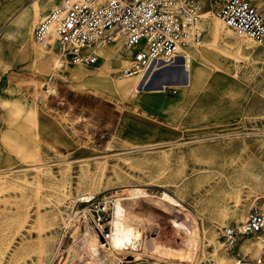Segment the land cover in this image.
Listing matches in <instances>:
<instances>
[{"label": "rangeland", "instance_id": "rangeland-1", "mask_svg": "<svg viewBox=\"0 0 264 264\" xmlns=\"http://www.w3.org/2000/svg\"><path fill=\"white\" fill-rule=\"evenodd\" d=\"M33 1L0 0L2 64L10 63L0 66V264H59L78 217L110 232L117 192L135 196L128 225L169 251H123L141 257L124 264H264V246L241 245L264 228L239 233L234 245L223 234L252 206L264 212V38L217 18L212 10L224 0H202L218 28L210 34L203 21L202 39L175 64L127 76L131 57L120 40L84 75H71L80 64L55 69L56 58L45 65L34 53L40 44L56 54L34 28L59 0H38L42 9ZM249 1L264 17V0ZM164 192L187 211L156 198Z\"/></svg>", "mask_w": 264, "mask_h": 264}, {"label": "built area", "instance_id": "built-area-1", "mask_svg": "<svg viewBox=\"0 0 264 264\" xmlns=\"http://www.w3.org/2000/svg\"><path fill=\"white\" fill-rule=\"evenodd\" d=\"M212 12L233 29L264 38V17L249 0H224ZM204 14L202 0H59L40 19L34 37L73 64L96 63L102 47L121 40L136 47L126 75H140L174 62L183 48L198 44L205 31ZM263 228L264 212L255 205L241 228L226 227L223 234L234 245L239 233Z\"/></svg>", "mask_w": 264, "mask_h": 264}, {"label": "bare ground", "instance_id": "bare-ground-1", "mask_svg": "<svg viewBox=\"0 0 264 264\" xmlns=\"http://www.w3.org/2000/svg\"><path fill=\"white\" fill-rule=\"evenodd\" d=\"M36 3H39V1L34 0L32 5L33 6L36 5ZM38 6L42 9V6L40 3L38 4ZM208 13H209V11L204 14L203 21H205V23L208 24L209 33L214 34L216 29L218 28V24L215 23L216 21H213L212 23L210 21H207ZM221 21L224 22L223 20H221ZM222 25L223 24H221V26ZM1 35H5L4 29L1 30L0 36ZM109 45L110 44L102 47L99 50L100 56H101L102 51L108 50L106 48H108ZM196 45L197 44H189L187 47L196 46ZM36 46H38V47L35 48L34 53H35L36 57H40L42 59L41 63H43L45 65L47 64V65L52 66L54 58H56V61L53 63V65H54L53 67L55 69L60 64L61 65H67L65 62L62 61L61 57L59 56V54L56 51H55L56 54L50 56V55L46 54V52H45L46 48L44 46H42L40 44L39 45L37 44ZM187 47H185V48H187ZM135 48H136L135 46H125L124 52L127 55V56H125L126 60H128V58L131 57L132 53L135 51ZM27 49L29 50L28 46H27ZM116 53H117V56L114 55V57L121 58L120 56H118L119 55L118 52H116ZM106 56H107V54L104 55L103 57H106ZM5 57H6L5 48L0 46V66L1 67L3 66L4 70H6V68L9 67V65H10V63L6 64V66L4 64H2ZM167 63L175 64V62L173 63V62L169 61V62L163 63L162 65L167 64ZM162 65H160V66H162ZM84 66H85V64H80V66L78 68L70 69L69 74H71V75H73V74L82 75L83 73L86 72V69H84ZM155 68H153V69H155ZM153 69L150 68L147 71L153 70ZM65 72L67 73L68 71H65ZM183 72H184V70L182 69L181 75H184ZM145 73L140 74L136 77L140 78ZM64 75L65 74H63V76ZM137 82L138 81H136L134 84L131 83V85L128 86L129 87L128 89H130L131 91H134L135 88L137 87ZM120 88H124V89L128 90L125 85L120 87ZM1 136L6 138L7 134L3 132ZM91 196H92L91 194H88V195L84 196L81 199V201H83V202L91 201L92 200ZM143 196H144L145 200L150 201V202L152 200L153 201L156 200V199L154 200V199L149 198V195L144 194ZM146 196H148V197H146ZM134 197L135 196L131 192H117V194H115L112 197L113 198V200H112L113 205L111 206V208H113V218L111 220V228H110V232H108V235L103 230V226L101 224H100L101 226L98 225L100 232L98 231V229L96 230V229L92 228L91 224L89 223L90 221H88V218H87L89 215L88 216L84 215L85 217H83V218H85V219L83 221L81 220V218L78 217L77 221L75 223H73L74 224L72 227L73 230L71 232L72 237H73V241H74L73 243H75V244H73V245L71 244L69 246L67 245L68 247L65 250L67 252V255H62V254L58 255V257H57L58 263L59 264H124L125 261L126 262H132V260H139V259H141V257L139 256L140 254L137 255V257L133 256L135 254H130V255L128 254V255H125L124 257H122L121 255H122L123 251L125 253H127V252L133 253V252L141 250L142 248H143L142 251H144V250L150 251L151 253H156L157 255L161 254L160 253L161 251H166L169 253V251L162 248L161 245H159V244H157L151 240L149 241L148 239H146L144 231H142L141 229H138V228H137L138 229L137 230L136 228H132L128 225L125 218L131 217V213H132L131 211H133L135 208L134 207V201H133ZM156 198L161 200L162 202H165V204H167L168 207L173 206V207L177 208L179 211L178 213H180L181 211H182V213H185V211H187V208L185 206H183L175 197H173L168 192L167 193L164 192L161 196L156 197ZM190 218H192V217H190ZM240 219L243 223L246 220V218L244 217L243 214L241 215ZM82 225L84 226V228H82ZM239 226L241 228L242 224ZM101 231L103 233H101ZM100 234H102V235L100 236ZM194 235H195V238H197L196 233H194ZM102 236H103V239H102ZM217 242L218 243H216L215 248L224 247V243H222L220 241H217ZM82 243L84 244V246L87 248V251H88V256H87L88 259L87 260H80L79 259V257H81V256H79L78 253H79V249H80V246ZM197 244L198 243H196L195 245L197 246ZM168 245L170 246V244H168ZM241 245L244 248H246L247 250L255 248L256 253H258L260 251V249H262V247L264 246V236L259 235V236H257L256 240H253V239L252 240H243V241H241ZM166 247H168V246H166ZM58 248H59V246H58ZM174 249H175V247H174ZM56 253H58V252H56ZM143 253H145V252H143ZM183 255H184V253H183ZM131 257L132 258L135 257V258L131 259ZM185 257L188 258V257H190V255H184L183 258H185ZM187 258H185V259L187 260ZM224 258H226V256L222 257V259H224ZM96 261H98V263H96ZM40 262H41V260H40ZM140 262L145 264L143 259ZM137 263L139 264V262H137ZM238 263H239L238 260H236L235 264H238ZM132 264H135V263H132Z\"/></svg>", "mask_w": 264, "mask_h": 264}, {"label": "water", "instance_id": "water-1", "mask_svg": "<svg viewBox=\"0 0 264 264\" xmlns=\"http://www.w3.org/2000/svg\"><path fill=\"white\" fill-rule=\"evenodd\" d=\"M183 74H184V76H185V77H186V79H187V73L183 72Z\"/></svg>", "mask_w": 264, "mask_h": 264}, {"label": "crops", "instance_id": "crops-1", "mask_svg": "<svg viewBox=\"0 0 264 264\" xmlns=\"http://www.w3.org/2000/svg\"><path fill=\"white\" fill-rule=\"evenodd\" d=\"M3 8H4V10H6V7L5 6Z\"/></svg>", "mask_w": 264, "mask_h": 264}]
</instances>
